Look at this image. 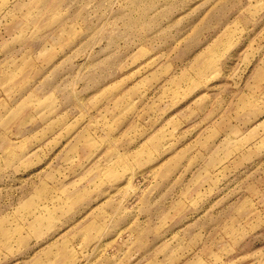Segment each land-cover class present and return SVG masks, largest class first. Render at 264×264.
<instances>
[{"label": "rangeland", "instance_id": "374dc122", "mask_svg": "<svg viewBox=\"0 0 264 264\" xmlns=\"http://www.w3.org/2000/svg\"><path fill=\"white\" fill-rule=\"evenodd\" d=\"M0 264H264V0H0Z\"/></svg>", "mask_w": 264, "mask_h": 264}, {"label": "crops", "instance_id": "0c3cea01", "mask_svg": "<svg viewBox=\"0 0 264 264\" xmlns=\"http://www.w3.org/2000/svg\"><path fill=\"white\" fill-rule=\"evenodd\" d=\"M15 66H17V67H20V65H19V64L15 65ZM8 74H9V73H7V74H6V76H7ZM12 110H13V109H12ZM13 111H14V114L16 115V114H17V113H16V112H17L16 108H14V110H13Z\"/></svg>", "mask_w": 264, "mask_h": 264}]
</instances>
